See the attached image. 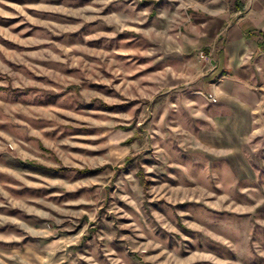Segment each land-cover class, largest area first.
Returning <instances> with one entry per match:
<instances>
[{
	"label": "clouds",
	"instance_id": "1",
	"mask_svg": "<svg viewBox=\"0 0 264 264\" xmlns=\"http://www.w3.org/2000/svg\"><path fill=\"white\" fill-rule=\"evenodd\" d=\"M155 2L160 4V0ZM142 3L144 0H91L90 4L79 6V0H66L65 4L57 7L46 3L20 5L11 3V0H0V18L23 17L20 24L46 28L53 35L79 32L86 24L95 25L90 34L83 35L82 42L60 44L47 38L40 42L51 47L25 54L33 60L48 62L44 67L22 61L34 75L47 79L39 82L25 74L20 76L23 85L15 86H30L61 95L55 104L47 107L21 109L29 120H17L15 123L27 136L45 146H54V153H37L30 159L48 167L63 165L74 170L72 177L76 171L101 170L97 176L88 179H57L43 184H32L17 176L30 187L57 188L60 191L34 201L43 205L41 209L21 205L38 218L35 222L38 226L0 216V222H11L24 233L0 234V243L22 244L26 236L36 240V243L10 251L0 248V264H101L97 259L98 252L103 253L106 264H194L196 260L228 264L209 253L189 248V244L198 247L199 240L188 236L180 227L181 223L183 229L232 247L229 240L215 230L217 221L207 210L242 214L254 212L264 204V199H260L252 207L241 205L230 194L217 198L215 192L209 190L208 178L201 175L194 164L183 161L182 155H178L180 149L218 157L233 156L243 150H217L206 147L197 139L196 129L189 127L190 121L203 120L213 128L220 127L205 114L206 103L192 99L168 103L159 118L149 122L154 116L151 105L158 96L187 88L206 75L203 64H210V61L204 55L203 47L213 35L214 25L226 21L229 26L233 22L257 26L264 25V18H254L253 0H243L240 10L222 0H166L155 11L152 4L140 9ZM110 6L112 11L106 12ZM29 10L61 13L75 17L80 23L66 26L56 23L55 17L42 20L29 15ZM19 26L15 24L12 28ZM106 28L112 30L107 31ZM122 33L130 36L120 40L119 47L113 46L111 50L89 47L92 41H116ZM0 36L19 40L18 36L11 34V29L2 27ZM5 51L0 45V52ZM248 60L250 57L245 55L238 66H243ZM92 85L99 87L93 88ZM240 91L228 89L223 84L211 85L208 99L213 104L230 101L251 113L254 117L253 131L243 140V145L248 146L254 138L264 136V95L252 106L240 98ZM259 92L264 93V87ZM85 105L94 106L87 108ZM126 105L130 106L127 111L108 110ZM170 112L179 115L170 117ZM33 120L45 123L33 127ZM4 122L0 120V123ZM74 129L94 131L86 135L72 132ZM5 141L9 142L7 146L17 147L8 134L0 131V151L4 150ZM19 143L23 144V141ZM259 148L260 144H256L251 150L256 152ZM146 152L160 162L159 167L139 163L137 158L143 159ZM129 161L139 163V167L125 174L122 169ZM161 172L166 173L163 180L159 178ZM0 173H10V170L0 166ZM148 181L154 186L145 187ZM81 189L87 190L81 198L51 202V197H63L65 193ZM3 190L4 186L0 184V193ZM252 191L240 189L245 195ZM160 201L166 202L161 205L163 211L151 207ZM121 204L127 207H121ZM183 204L193 207H177ZM170 211L174 215H170ZM203 213L211 217L212 223L200 218ZM98 222L106 224V228L95 231ZM257 223L264 225V220ZM93 232L98 252L91 256L75 252L82 240Z\"/></svg>",
	"mask_w": 264,
	"mask_h": 264
},
{
	"label": "rangeland",
	"instance_id": "2",
	"mask_svg": "<svg viewBox=\"0 0 264 264\" xmlns=\"http://www.w3.org/2000/svg\"><path fill=\"white\" fill-rule=\"evenodd\" d=\"M130 2V0H129ZM166 0H160V4H156L155 0H144V3L139 5L140 9L147 7L149 4L154 5L153 11L156 8L161 7ZM11 3L15 4H29V3H46L53 6H61L66 3V0H11ZM91 0H79V6L90 4ZM10 10L11 9H6ZM112 11L110 6L106 12ZM29 15L42 20H48L57 18L56 23H64L66 26L80 23L75 17L63 16L61 13L54 12H36L29 10ZM23 17L16 19L0 18V27L11 29V34L18 36L19 40L8 39L4 36H0V45H3L5 52H0V120L5 121L0 123V131L5 132L12 138V142L16 143L17 147L12 148L8 145V141L4 142V150L0 151V166L10 170V173H0V184L4 186L3 193H0V216L10 217L14 219L23 220L34 226H38L35 222L38 220L34 215H30L21 205L27 204L29 207L41 209L43 205L35 204L34 201L45 199L50 197L51 193L60 191L57 188L49 187H30L25 184L23 180H28L32 184H43L48 180H72V179H88L95 177L101 171L100 169L76 171L75 177L71 176L70 170L63 165L59 168L48 167L44 164L38 163L36 160L29 157L36 155L37 153H54V146H45L44 143L36 140L31 136H27L21 132L20 125L16 124L17 120L28 121L29 117L25 116L21 109L29 107H47L50 104H55L61 94L43 92L38 88L30 86L16 87V84H22L20 80L21 75H27L31 79L39 82L45 81L46 77L34 75L22 61H30L34 64H40L47 67L48 62L41 60H33L31 57L25 55L26 53H37L42 49L51 47L49 44L42 43L44 39L50 38L56 43H79L83 40L84 34H90L93 25H85L79 32H69L64 35H53L48 29L32 25L29 23L20 24ZM19 24L17 28H12V25ZM25 29H30L25 31ZM105 30L111 31V28ZM130 36L128 33H122L117 37L116 41L106 42L103 40L89 42V47L106 48L111 50V47H119V41L127 39ZM19 41H24L20 43ZM204 53V52H203ZM14 54V55H11ZM206 56V54L204 53ZM208 58V56H206ZM209 60V59H208ZM210 66L205 62L203 67L205 70ZM199 67V66H198ZM70 74V73H69ZM207 75V74H206ZM204 75L203 77H205ZM203 77L197 82L191 84L187 88H181L180 90L167 94L160 95L156 101L151 105L150 110L154 113L153 117H150L149 122L158 119L162 113L163 108L168 103H179L182 99L197 100L199 103H206L207 107L204 109L205 114L212 120L216 121L220 127L213 128L211 124L203 120H192L189 122V127L195 128L197 139L201 141L206 147L216 148L217 150L229 149V148H243L241 152H238L233 156H212L208 153L201 151H193L180 149L178 155H182V160L194 164L201 175L208 178L209 190L215 192L218 198L221 195L230 194L238 204L252 207L258 200L264 199V136H259L253 139L252 144L245 146L243 140L246 135L247 128L243 123L239 132H244L245 135L234 136L233 134L238 132L236 122H222L214 118L216 114V103L209 102L210 90L208 85L215 79L211 78L210 82L203 80ZM51 83V81H48ZM93 88H98L97 85H92ZM94 105H85L84 107L92 108ZM130 106H119L116 108L108 109L109 111H127ZM175 114L169 113L170 117ZM33 127L45 123L41 120L31 121ZM240 124V122H239ZM222 130V131H219ZM77 134H93L94 130L90 129H74L71 130ZM47 135V134H46ZM23 141V144L19 141ZM256 144H260V148L253 152L251 149ZM74 152H82V149H71ZM139 163H145L149 166H160V162L150 153L143 154V159L137 158ZM139 163L129 161L124 169L125 174L139 167ZM17 176H22L23 180L17 179ZM40 177H44L41 180ZM159 178L161 180L166 178V173L161 172ZM9 185H12L9 187ZM216 185H222V187H216ZM154 186L151 181L145 183V187ZM241 188H248L254 190L250 195H245L240 192ZM87 190L81 189L76 192L65 193L63 197H51V202L62 203L68 200H74L81 198ZM7 193V195H4ZM254 197V198H253ZM162 204H166L164 201H160L151 205L152 208H156L163 211ZM121 207H127L121 204ZM171 208V206H168ZM180 209H189L193 206L191 204L177 205ZM203 207V206H198ZM46 210V209H45ZM211 217H215L217 223L214 224V228L217 232L223 234L232 245H224L214 240H210L204 237L203 234L194 233L191 230L183 229L181 223L180 227L185 233L192 237L194 240H199L198 247L194 244H189V248H194L195 251H202L209 253L216 257L220 261L228 262V264H264V225L257 223L258 220H264V204L256 208L254 212L250 213H235L230 211H212ZM170 215H174V212L170 211ZM104 215V213H102ZM211 217L206 213L200 214L201 219H206L209 223H212ZM111 219V218H109ZM82 226V225H81ZM106 224L99 223L95 227V231L105 229ZM0 234L4 235H22L24 234L17 225L11 222H0ZM163 234V233H161ZM29 243H36L33 237L26 236V239L22 244H3L0 243V248L5 250H11L13 248H22L23 245ZM96 240L94 239V232L85 237L80 245L74 250L81 255H93L94 252H98L96 249ZM114 247L117 245H113ZM188 255V253H185ZM97 259L101 264H106V258L102 252H98ZM84 264V262H81ZM194 264H212L210 261L196 260Z\"/></svg>",
	"mask_w": 264,
	"mask_h": 264
},
{
	"label": "crops",
	"instance_id": "3",
	"mask_svg": "<svg viewBox=\"0 0 264 264\" xmlns=\"http://www.w3.org/2000/svg\"><path fill=\"white\" fill-rule=\"evenodd\" d=\"M222 2L240 10L243 0ZM252 8L256 10L255 19L264 18V0H253ZM212 31L213 35L203 47V52L210 61L203 80L210 82L211 78L215 79L208 85V89L211 91V85L221 84L233 91L241 89L240 98L254 106V102L264 95L259 92V89L264 87V25H237L233 22L229 26L225 21L214 25ZM245 55L249 56L250 60L243 66H238ZM216 107V120L237 123L238 132L234 133V136L245 135L244 132H239L243 123L247 128L246 135L253 131L254 117L249 111L230 101H220L216 103Z\"/></svg>",
	"mask_w": 264,
	"mask_h": 264
}]
</instances>
